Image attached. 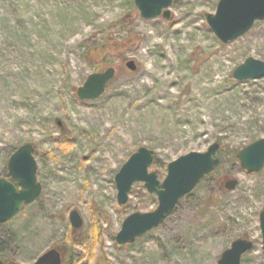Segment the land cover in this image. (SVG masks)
Listing matches in <instances>:
<instances>
[{"label":"rangeland","instance_id":"rangeland-1","mask_svg":"<svg viewBox=\"0 0 264 264\" xmlns=\"http://www.w3.org/2000/svg\"><path fill=\"white\" fill-rule=\"evenodd\" d=\"M218 1L174 0L166 21L140 18L133 0H0V178L28 144L41 186L0 224V261L33 264L72 233L63 258L73 253L75 264H217L242 238L253 248L241 264H264V167L247 173L227 158L156 229L130 245L113 240L127 216L157 207L142 183L116 202L114 176L139 148L155 153L149 172L162 182L167 164L188 153L213 143L238 153L264 139V78H232L247 58L264 62V21L222 45L205 20ZM101 44L114 55L89 53ZM109 67L116 75L102 95L79 100L87 77Z\"/></svg>","mask_w":264,"mask_h":264},{"label":"water","instance_id":"water-1","mask_svg":"<svg viewBox=\"0 0 264 264\" xmlns=\"http://www.w3.org/2000/svg\"><path fill=\"white\" fill-rule=\"evenodd\" d=\"M173 1L133 0V3L140 18L152 20L161 17L168 21L171 18L169 7ZM205 20L220 44H230L247 34L255 23L264 21V0H219L215 13L205 15ZM125 66L131 72L136 71L132 61L126 62ZM115 75L113 67L89 75L76 90L77 98L81 101L97 99ZM232 78L238 82L262 79L264 62L247 58L234 69ZM218 149L219 144L213 143L204 152H191L170 162L166 166V176L162 182L155 173L149 172L153 151L141 147L130 155L114 176L117 205L124 206L133 184L142 183L148 194L156 196L157 207L149 213L136 212L127 216L119 232L113 237L115 244H133L156 229L179 202L218 167ZM236 158L243 171L252 174L262 171L264 139L256 140L240 150ZM7 172L10 180L0 178V224L12 220L23 206L32 204L41 193L31 145H23L11 155L7 162ZM236 185L237 181L232 180L224 188L233 191ZM68 220L73 231L82 228L83 220L77 211H71ZM259 228L264 255V207L259 213ZM252 248V242L246 238L235 240L229 249L222 252L217 264H241L242 256ZM0 264L4 263L0 261ZM33 264H61V257L57 250L50 249Z\"/></svg>","mask_w":264,"mask_h":264},{"label":"trees","instance_id":"trees-1","mask_svg":"<svg viewBox=\"0 0 264 264\" xmlns=\"http://www.w3.org/2000/svg\"><path fill=\"white\" fill-rule=\"evenodd\" d=\"M96 49H98V50H100V53L103 55V56H105V55H111L112 54V56L114 55V53L112 52V50L111 49H108L107 47H106V44H101L100 46H98V47H96V48H92L91 50H89V53H90V51H93V50H96ZM69 139H64L63 141H62V145H64V146H69ZM219 144V143H218ZM67 146V147H68ZM70 147V146H69ZM236 155H237V152L235 151V150H225V149H222V148H220L219 147V150H218V152H217V157H218V159H219V165H218V167L216 168V170H215V172H217V171H219L220 169H221V167H222V165H223V162H224V160H225V158H227L228 160H230V161H233V162H235V161H237V158H236ZM154 159H155V153H154ZM153 159V160H154ZM6 177H7V179L9 180V175H8V173H6ZM206 178V177H205ZM204 178V179H205ZM203 179V180H204ZM16 185V184H15ZM73 239H74V237H73V234L71 233V235H69L68 237H67V239H66V242H64V243H61V245L60 246H56L54 249H56V250H58V252H60V254H61V256H62V264H75L74 262V257H75V255L73 254V253H71L69 256H67L66 257V259L65 258H63V254H64V252H66L64 249L65 248H67L68 249V251H72V248H73V246L75 245L74 244V241H73ZM58 247V248H57ZM62 249V250H60V249ZM64 248V249H63ZM4 264H17L16 262H14L13 260H6V261H2Z\"/></svg>","mask_w":264,"mask_h":264},{"label":"flooded vegetation","instance_id":"flooded-vegetation-1","mask_svg":"<svg viewBox=\"0 0 264 264\" xmlns=\"http://www.w3.org/2000/svg\"><path fill=\"white\" fill-rule=\"evenodd\" d=\"M60 253V252H59ZM60 257H61V264H62V256H61V254H60Z\"/></svg>","mask_w":264,"mask_h":264}]
</instances>
